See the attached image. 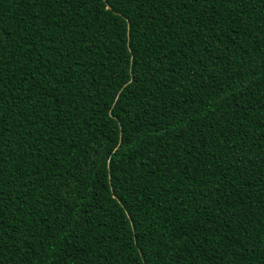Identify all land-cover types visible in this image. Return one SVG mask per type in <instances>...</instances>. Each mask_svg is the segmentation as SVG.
Segmentation results:
<instances>
[{
    "label": "trees",
    "instance_id": "1",
    "mask_svg": "<svg viewBox=\"0 0 264 264\" xmlns=\"http://www.w3.org/2000/svg\"><path fill=\"white\" fill-rule=\"evenodd\" d=\"M0 264H264V0H0Z\"/></svg>",
    "mask_w": 264,
    "mask_h": 264
}]
</instances>
